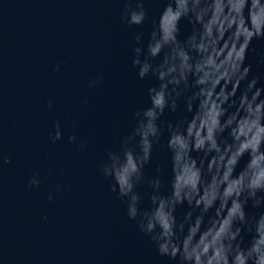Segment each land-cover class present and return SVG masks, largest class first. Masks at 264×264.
Returning <instances> with one entry per match:
<instances>
[{
	"label": "water",
	"instance_id": "1",
	"mask_svg": "<svg viewBox=\"0 0 264 264\" xmlns=\"http://www.w3.org/2000/svg\"><path fill=\"white\" fill-rule=\"evenodd\" d=\"M163 6L148 0L149 21L127 27L120 19L122 0H0V152L11 157L0 166V264H178L138 231L99 171L107 151L118 149L131 132L136 108L148 105L147 88L158 83L152 76L139 78L131 59L134 33L143 31L146 40ZM179 26L185 39L192 24L182 18ZM253 47L264 50V38L253 39ZM259 60L249 51L250 76L260 74L264 83ZM97 75L100 84L89 88ZM184 114L181 102L161 119L175 123ZM57 120L63 135L53 142L49 133ZM70 133L84 141L83 150L68 141ZM167 137L165 130L144 168L152 177L160 165L162 192L171 178ZM37 172L42 183L29 187ZM137 191L149 207L145 193L151 190ZM186 210L185 204L177 215ZM246 211L258 215L264 209L249 201Z\"/></svg>",
	"mask_w": 264,
	"mask_h": 264
},
{
	"label": "clouds",
	"instance_id": "2",
	"mask_svg": "<svg viewBox=\"0 0 264 264\" xmlns=\"http://www.w3.org/2000/svg\"><path fill=\"white\" fill-rule=\"evenodd\" d=\"M147 2L122 0L121 22L133 27L149 21ZM161 2L147 39L143 31L134 33L131 59L139 78L152 76L158 83L147 88L148 105L136 108L131 132L118 149L107 151L99 171L159 255L178 264H264V211H246L249 201L264 209V83L260 74L250 76L252 65L246 63L249 51L264 63V50L250 48L253 39L264 38V0ZM182 18L192 24L185 39L179 38ZM59 69L58 63L53 71ZM100 82L99 75L92 77L88 87ZM181 102L183 117L165 123V110L174 113ZM52 104L49 98L47 106ZM53 128L49 136L55 142L63 130L58 120ZM165 130L171 178L162 192L160 165L152 177L144 168L153 162ZM67 139L85 148L75 133ZM10 160L0 152V166ZM27 183L38 187L42 178L33 173ZM138 186L151 190L145 193L149 207L142 206ZM56 191L63 194L60 186ZM47 199L53 200L52 192Z\"/></svg>",
	"mask_w": 264,
	"mask_h": 264
}]
</instances>
